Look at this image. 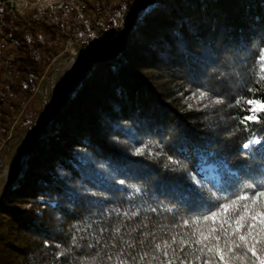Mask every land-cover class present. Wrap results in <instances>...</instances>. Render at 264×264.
I'll return each mask as SVG.
<instances>
[{
  "label": "trees",
  "instance_id": "16d2710c",
  "mask_svg": "<svg viewBox=\"0 0 264 264\" xmlns=\"http://www.w3.org/2000/svg\"><path fill=\"white\" fill-rule=\"evenodd\" d=\"M142 3L128 35L121 31L124 45L109 53L80 20L71 29L70 12L56 14L63 7L27 17L0 7V149L20 99L39 93L61 48L83 38L79 30L102 49V59L77 63L63 110L2 197L0 264H113L107 257L117 250L159 255L152 264H160L173 256L163 255L165 241L187 239L192 221L230 203L240 185L264 181V144L241 148L264 140V114L241 123L250 115L246 100L264 99V81L257 83L264 0ZM131 10L120 15L126 24ZM21 122L18 130L30 126ZM194 247L179 255L201 264Z\"/></svg>",
  "mask_w": 264,
  "mask_h": 264
},
{
  "label": "snow or ice",
  "instance_id": "6c2138e0",
  "mask_svg": "<svg viewBox=\"0 0 264 264\" xmlns=\"http://www.w3.org/2000/svg\"><path fill=\"white\" fill-rule=\"evenodd\" d=\"M257 67L259 69L257 83H259L264 81V49L258 56ZM250 91L253 90L250 89ZM204 95L205 93H201V98ZM219 102L221 101H217ZM239 103L240 101L237 100V104ZM246 103L249 105L247 111L250 115L243 117L241 123L260 122L262 119L260 114H264V99L248 98ZM260 144H264V140L253 137L243 143L241 148L251 151L253 146ZM234 196L230 203H217L215 208L218 211L210 208L209 214L192 221V232L187 239L177 241L176 237H173L171 243L165 241L163 255L168 257L171 250L173 256L166 262L160 261V264H176L177 260L180 264H185V259L188 257L182 258L179 255L186 251L185 245L188 248L196 246L191 256L201 261V264H216V257L221 264H235L237 260H246L248 264H257V262L264 264V181L242 184ZM184 224L188 226L189 221L186 220ZM125 244L128 248L136 247L131 242H125ZM173 244H177L178 248H172ZM161 247L159 243L155 245L157 253L160 252ZM248 253H251V257ZM107 259L113 264H152L154 260L159 261L160 257L159 255L150 256L148 252L130 255L127 251L117 250L115 256H108ZM188 264H192L191 259H188Z\"/></svg>",
  "mask_w": 264,
  "mask_h": 264
},
{
  "label": "rangeland",
  "instance_id": "374dc122",
  "mask_svg": "<svg viewBox=\"0 0 264 264\" xmlns=\"http://www.w3.org/2000/svg\"><path fill=\"white\" fill-rule=\"evenodd\" d=\"M13 3L11 6L15 9L16 13L20 17H27L29 15L37 14V12H43L46 8H56L63 7V9L68 10L70 14L73 13L72 6H82L89 4L90 8L99 12H106L108 9L114 10L116 13V19L113 23L106 20H102L98 25L87 27L89 30L87 32H95L91 35L95 37L96 40H99V47H102L103 50H109L108 53L115 49L117 46L123 44V38L121 36V31L126 30L131 20L133 10L143 5V0H11ZM131 8V12L128 17V23L122 20L120 15L123 12H126ZM51 11V10H49ZM92 13V12H91ZM92 13V15H93ZM88 14V13H87ZM116 28V30H115ZM84 30V29H83ZM83 30H79L80 35L83 37L81 41H86L89 43V46L95 48V53L99 52L100 49L98 46L93 45L90 39H87V33ZM114 32L117 34V39H107L102 34L104 32ZM105 34V33H104ZM69 45L68 43L61 48L59 55L53 59L50 66L45 70V74L40 83V90L37 95L32 96L31 98L20 99V108L17 111L16 121L13 124L8 138L0 149V197L3 195L5 189L7 188L10 181V174L6 173L8 167H10L15 159L17 153L22 149L23 145L27 143L26 133L37 125L41 124L50 114L54 113L59 109L60 104L54 105V100L56 94H58L63 79L66 76L68 69V64L75 56H84L87 55V52L84 48L78 47L75 45ZM79 44V43H78ZM1 62V60H0ZM90 63H85L83 69H90ZM6 66V64H5ZM4 67V65H3ZM76 69V67H75ZM84 77L83 72H80L78 75L74 76L71 82L69 83L70 87H75L78 85L79 81ZM73 87V88H74ZM29 120V125H22V127L17 129L21 121ZM39 132L37 131L29 141L28 145H32L36 140Z\"/></svg>",
  "mask_w": 264,
  "mask_h": 264
},
{
  "label": "water",
  "instance_id": "95a60500",
  "mask_svg": "<svg viewBox=\"0 0 264 264\" xmlns=\"http://www.w3.org/2000/svg\"><path fill=\"white\" fill-rule=\"evenodd\" d=\"M141 6H138L136 7L134 10H133V13H132V17H133V14L135 13V11L137 9H139ZM131 27V22L129 23V25L127 26L126 28V31H125V34L128 35V32H129V29ZM125 35V36H126ZM125 41L123 42V45H124ZM122 45V46H123ZM95 53V51H94ZM87 54V55H84V56H75L72 58V60H70L69 64L71 65V68L67 69V72L66 73V76L64 77L63 79V82H62V85H61V88L58 92L57 95H60V98H61V102H60V106H59V109L56 110L54 113L50 114L41 124L37 125L35 128H33L32 130L28 131L26 133V140H27V143L28 141L30 140V138L38 131L39 134L37 135V138L36 140L33 142V144L30 146V145H23L22 149L17 153V155L15 156V159L12 163V165L9 168V171H10V181L7 188L5 189L3 195H5L10 187L14 184L15 181H17V178L18 176L20 175V172H21V160H22V157L28 153H30V151L32 150V148L34 147V145L36 144V142L38 141V138L43 134L44 130L48 127L49 123H51L57 116L58 114L63 110L64 106H65V96H66V90H67V84H68V81L69 79L71 78V76L74 74L75 72V67L77 65V63L81 60H84V59H93V60H98V59H102V57H100L99 55L96 54ZM108 59V58H107ZM3 195L0 197V203L2 201V197Z\"/></svg>",
  "mask_w": 264,
  "mask_h": 264
},
{
  "label": "built area",
  "instance_id": "2783aa9c",
  "mask_svg": "<svg viewBox=\"0 0 264 264\" xmlns=\"http://www.w3.org/2000/svg\"><path fill=\"white\" fill-rule=\"evenodd\" d=\"M50 9L44 10L43 12H37L38 15H42L46 12H48ZM72 10L73 13L71 14L74 17V20L69 23L70 24V28L71 29H75L76 28V21L80 20L81 24L86 25L88 27L94 26L95 24L98 25L102 20H108L111 23L114 22V20L116 19V13L114 10H110L108 9L106 12H99V11H95V16H88L87 14V5H82V6H72ZM66 11L68 12V10L66 9H61V10H56V14L59 16H64ZM81 42H86V41H81ZM69 45H73V41L70 40L68 42ZM0 46L3 48V50H5V45L4 42L0 41ZM80 47V46H78ZM87 54H93V47L89 46L88 43V50H86ZM8 63V62H6Z\"/></svg>",
  "mask_w": 264,
  "mask_h": 264
},
{
  "label": "bare ground",
  "instance_id": "6f19581e",
  "mask_svg": "<svg viewBox=\"0 0 264 264\" xmlns=\"http://www.w3.org/2000/svg\"><path fill=\"white\" fill-rule=\"evenodd\" d=\"M12 3L13 2L11 0H0V7L5 5V4L13 6ZM47 9L53 10L54 8L50 7V8H47ZM92 16H95V12L93 13ZM115 30H116V28H115ZM73 45H74V42H73ZM75 45L80 46L81 48H84L85 50H88V42H79V44H75ZM94 51H95V48L93 47V53H94ZM69 68H71L70 64H68V69ZM60 102H61L60 95L56 94V97H55V100H54V105L60 104ZM29 141L25 145L29 144ZM6 173L10 174L9 168L7 169Z\"/></svg>",
  "mask_w": 264,
  "mask_h": 264
}]
</instances>
